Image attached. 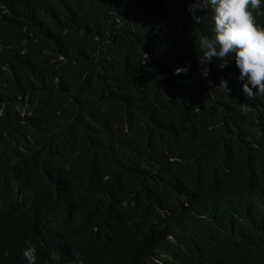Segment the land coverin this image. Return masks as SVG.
I'll use <instances>...</instances> for the list:
<instances>
[{"label": "trees", "instance_id": "16d2710c", "mask_svg": "<svg viewBox=\"0 0 264 264\" xmlns=\"http://www.w3.org/2000/svg\"><path fill=\"white\" fill-rule=\"evenodd\" d=\"M192 3L0 0V264H264V96Z\"/></svg>", "mask_w": 264, "mask_h": 264}, {"label": "clouds", "instance_id": "9594fccd", "mask_svg": "<svg viewBox=\"0 0 264 264\" xmlns=\"http://www.w3.org/2000/svg\"><path fill=\"white\" fill-rule=\"evenodd\" d=\"M262 5L264 0H193L188 9L197 24L202 22V17L195 16L198 9L207 8L213 13L214 35L201 34L196 49L203 66L202 76L206 77L210 72L207 64L213 59L219 62L220 69L230 66L234 60L240 72L238 79L246 81L242 90L250 99L264 96V25L256 22L257 15H264ZM187 70V67L177 68L175 73L178 75ZM208 83L211 85L212 81ZM214 87L227 94L231 91L229 82L224 79ZM249 110L248 104H241L242 112ZM23 255L28 264H35V248H26ZM53 258L59 260V256ZM74 264L78 262L74 261Z\"/></svg>", "mask_w": 264, "mask_h": 264}]
</instances>
